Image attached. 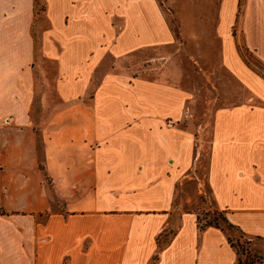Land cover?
<instances>
[{
    "label": "crops",
    "instance_id": "1",
    "mask_svg": "<svg viewBox=\"0 0 264 264\" xmlns=\"http://www.w3.org/2000/svg\"><path fill=\"white\" fill-rule=\"evenodd\" d=\"M43 2L0 0V264H237L227 232L176 203L204 155L199 191L264 264V77L240 50L264 62V0ZM187 49H218L248 92L208 100L200 130L193 92L147 71L177 77Z\"/></svg>",
    "mask_w": 264,
    "mask_h": 264
},
{
    "label": "rangeland",
    "instance_id": "2",
    "mask_svg": "<svg viewBox=\"0 0 264 264\" xmlns=\"http://www.w3.org/2000/svg\"><path fill=\"white\" fill-rule=\"evenodd\" d=\"M246 0H240V14L244 8ZM44 8L43 0H37L36 9L41 12ZM173 24L176 26L177 23L172 18ZM239 28V24L236 25ZM196 47V46H195ZM241 55L251 68L256 70L259 74L264 77V62L261 61L255 54L253 49L242 44ZM177 58L179 60V68L177 69L178 76L175 77L168 71L166 72L165 66H160V63L156 62L155 59H162L167 53L164 51H147L145 55L149 64L154 65L155 71L149 72L148 75L152 78L162 79L173 82L185 88H188L193 92V116L191 121L195 124V128L201 129V125L204 121L207 122L208 116L205 114V107L208 105V100L215 102V104H233L239 102V99L243 101L247 97V90L243 85L237 83H227L230 80V76L227 70H224L220 65L219 51L214 49L209 51V56L203 57L202 52L196 49H187L184 51L177 52ZM162 55V57H161ZM166 56H169L167 54ZM153 58H155L153 60ZM150 59H152L150 61ZM146 62V63H147ZM148 68V65L145 64ZM160 66V67H159ZM160 69V70H159ZM184 76V79H183ZM227 80V81H226ZM225 82L226 84H223ZM230 84V87H229ZM223 89L226 93H220ZM234 91V92H233ZM225 95V96H224ZM206 153V151H204ZM206 169L207 161L206 155L203 157V161H199L195 166L193 178H185L181 184H179L176 196V203L185 210L198 212V219L201 226H206L210 223H218L229 235L236 244L240 245L242 253L243 264L246 263L248 251L260 252L263 244L262 239H254L249 245L248 237L242 234L236 228H229L226 221L222 219L224 212L219 210L210 193L203 194L199 191V187L203 188L202 183L206 181ZM46 184L50 187L51 180L45 178ZM201 184V186H199ZM206 189V186H205ZM51 190V187H50ZM169 231L162 238V241H166L170 237Z\"/></svg>",
    "mask_w": 264,
    "mask_h": 264
},
{
    "label": "trees",
    "instance_id": "3",
    "mask_svg": "<svg viewBox=\"0 0 264 264\" xmlns=\"http://www.w3.org/2000/svg\"><path fill=\"white\" fill-rule=\"evenodd\" d=\"M222 219L227 222L229 228H236L243 234V232L239 228H237L235 225H233L232 223L229 222V220L226 217V215H223ZM208 225L221 227L218 223H210ZM229 241L232 244V246H234L236 248V250H237V253H238L237 264H243V259H242L241 256H242V253H244V251L241 252L240 245L236 244L232 239L229 238ZM251 242H252V239L248 238V242L247 243L250 245ZM262 261H263V254H262L261 251L260 252H257V251L250 252V251H248V255H247V259H246V263L245 264H262Z\"/></svg>",
    "mask_w": 264,
    "mask_h": 264
}]
</instances>
